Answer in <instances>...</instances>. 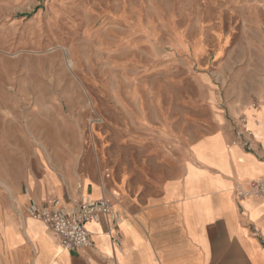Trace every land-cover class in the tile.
Returning <instances> with one entry per match:
<instances>
[{
	"label": "rangeland",
	"instance_id": "obj_1",
	"mask_svg": "<svg viewBox=\"0 0 264 264\" xmlns=\"http://www.w3.org/2000/svg\"><path fill=\"white\" fill-rule=\"evenodd\" d=\"M260 52L264 0H0V186L38 147L112 185L125 162L160 175L164 138L213 131L211 96L246 104Z\"/></svg>",
	"mask_w": 264,
	"mask_h": 264
},
{
	"label": "crops",
	"instance_id": "obj_2",
	"mask_svg": "<svg viewBox=\"0 0 264 264\" xmlns=\"http://www.w3.org/2000/svg\"><path fill=\"white\" fill-rule=\"evenodd\" d=\"M258 57L246 104L231 103L225 115L211 96L213 131L190 141L164 138V163L146 165L160 175L135 174L143 165L125 162L112 185L90 160L79 172L57 169L36 148L38 163L0 186V264H264V203L240 196L264 178V55ZM238 114L252 133L249 150L235 137ZM102 198L113 201L112 219L88 222L92 246L75 252L27 213H74L80 201Z\"/></svg>",
	"mask_w": 264,
	"mask_h": 264
},
{
	"label": "built area",
	"instance_id": "obj_3",
	"mask_svg": "<svg viewBox=\"0 0 264 264\" xmlns=\"http://www.w3.org/2000/svg\"><path fill=\"white\" fill-rule=\"evenodd\" d=\"M258 103L253 102L255 107ZM234 133L236 140L245 149H250L249 139L252 133L248 129L247 119L244 115L235 118ZM242 197H256L264 203V178L252 180L247 189L240 192ZM28 216L41 222L46 228L57 234L59 245L70 252L86 249L92 246L90 234L86 224L95 221L100 216L112 219V203L108 199L96 201L82 200L76 205L74 213H64L60 210L30 208Z\"/></svg>",
	"mask_w": 264,
	"mask_h": 264
},
{
	"label": "bare ground",
	"instance_id": "obj_4",
	"mask_svg": "<svg viewBox=\"0 0 264 264\" xmlns=\"http://www.w3.org/2000/svg\"><path fill=\"white\" fill-rule=\"evenodd\" d=\"M256 120V119H255Z\"/></svg>",
	"mask_w": 264,
	"mask_h": 264
}]
</instances>
